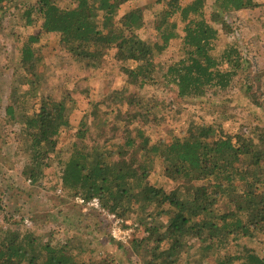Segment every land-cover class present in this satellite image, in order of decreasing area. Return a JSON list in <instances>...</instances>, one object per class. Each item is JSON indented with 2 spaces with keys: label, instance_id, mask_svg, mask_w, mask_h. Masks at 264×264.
Here are the masks:
<instances>
[{
  "label": "trees",
  "instance_id": "trees-1",
  "mask_svg": "<svg viewBox=\"0 0 264 264\" xmlns=\"http://www.w3.org/2000/svg\"><path fill=\"white\" fill-rule=\"evenodd\" d=\"M4 1L7 0H0V7ZM71 1L74 7L69 9L59 7L56 0H33L25 5V24L35 22L32 15L39 17L40 31L59 33L74 62L83 67L98 68L102 58L114 48L117 60L133 63L131 68L124 69L129 85L142 88L155 82L158 69L153 59L157 43L141 47L135 39L136 28L144 17L143 7L120 14L121 6L128 0ZM165 4L167 8L160 10L155 26L161 48L176 37L177 17L182 24L183 52L180 59L165 70L160 69L165 85L176 87L182 99L201 97L210 87L227 88L244 65L243 57L228 42L219 53L214 52L221 34L205 18V0H191L185 5L180 0H167ZM259 6L256 0H214L213 20L222 26V34L229 35L231 25L225 14ZM38 42V34L29 35L21 48L22 65L31 76L36 75L40 62L34 47ZM16 76L22 78L12 86L18 96L9 98L5 111L9 119L19 120L22 126L29 159L24 174L37 184L51 165V154H55L57 161L63 160L59 155L64 148H57V137L69 126L68 112L78 100L75 91H71L59 101L40 99L26 112L17 104L19 97L28 94L21 87L31 81L20 72ZM85 98L93 105L90 116L96 118L100 114L98 104L88 91ZM145 118L147 115L140 112L119 119L121 125L112 130L123 126L126 139L115 151H108L104 143L72 144L66 152L68 159L59 162L63 164L61 182L66 191L85 199L97 197L118 217L130 214H137L139 219L147 217L150 222L145 225L148 234L143 243L147 248L154 244L147 249L148 253L167 243L168 255L175 256L188 252L192 247L189 241L196 239L202 260L214 256L216 264H232L237 260L241 264H264V257L246 247L236 255L226 253L233 242L264 233V137L250 136L254 131L225 133L220 122L210 125L191 122L185 135L170 142L153 143L144 138L142 129L132 135L128 128L135 120ZM106 119L107 116L101 115L102 122L93 126V130L83 121L85 129H78L77 136L82 139L86 133H98ZM139 138L142 140L137 142ZM115 155L117 159L113 160ZM157 158L163 175L174 183L170 190L149 180ZM1 206L0 202V210ZM162 217L168 221L160 233L158 223ZM75 252L80 254L84 250H78L74 243H42L29 230L21 234L15 228L0 229V264H93L86 260L78 263ZM153 263L168 264V261Z\"/></svg>",
  "mask_w": 264,
  "mask_h": 264
},
{
  "label": "rangeland",
  "instance_id": "rangeland-1",
  "mask_svg": "<svg viewBox=\"0 0 264 264\" xmlns=\"http://www.w3.org/2000/svg\"><path fill=\"white\" fill-rule=\"evenodd\" d=\"M32 1L7 0L0 7V229L15 228L21 234L29 230L42 243H74L78 250H84L80 254L75 252L78 263L86 260V263L93 264L100 261L104 264H154L155 261L167 260L168 264H216L214 256L200 259V243L196 239L189 241L192 247L188 252L175 256L168 255L167 243L148 253L147 249L150 250L154 244L150 243L147 248L143 240L148 234L145 225L150 220L145 216L139 219L137 214L119 217L121 230L127 234L123 236L124 240L114 239L108 232L110 222L96 210L80 206L77 199L82 196H74L63 187V164L59 162L68 159L66 152L74 143H104L108 151L117 150V145L126 139V131L123 126L115 131L112 127L121 125L119 119L128 113L143 112L147 115L145 119L135 120L128 128L132 135L137 129H142L146 135L144 138L153 143L170 142L185 135L191 122L199 125L220 122L225 133L248 134L254 131L250 136L264 137V0H256L260 4L257 8L225 14L231 25L232 33L229 35L222 34V26L213 20L214 0H205V18L221 34L214 52L219 53L228 42L239 50L244 65L227 88H207L205 94L196 99L180 98L176 87L165 85L160 76V69L165 70L171 62L183 56L182 24L177 17L174 18L178 24L177 35L167 47L161 48L159 33L155 29L157 15L163 7L167 8V0H128L120 9V14H123L143 7L144 17L136 28L135 39L141 47L157 43L153 59L158 69L154 75L155 82L142 88L127 83L124 69L131 68L133 63L117 60L114 48L102 58L98 68L83 67L74 62L59 33L40 31L42 20L39 17L32 15L35 22L27 26L23 13L25 5ZM190 1L180 0V3L185 5ZM56 2L61 8L74 7L71 0ZM35 34L39 35V42L34 47L40 62L36 75L31 76L22 65L21 48L27 37ZM19 72L31 81L21 87L28 94L19 97L17 104L26 112H30L33 103L40 99L59 101L71 91H75L78 100L76 107L68 112L69 126L62 129L57 137V148H64L63 154L59 155L63 160L57 161L55 154H51V165L44 170L45 176L37 184L31 183L24 174L29 159L21 134L22 126L19 120L9 119L5 111L9 98L17 95L12 86L22 81L21 76H16ZM86 91L98 104L100 114L96 118L89 114L93 105L87 102ZM101 115L107 116V123L102 124L98 133L89 132L80 139L76 132L85 129L82 122L85 121L93 130V126L102 122ZM112 159L116 160V155ZM155 160L150 182L172 189L174 183L163 175L161 161ZM167 221V217L159 220L160 233ZM233 243L226 253L236 255L246 247L264 257V233ZM232 264H241V261Z\"/></svg>",
  "mask_w": 264,
  "mask_h": 264
},
{
  "label": "built area",
  "instance_id": "built-area-1",
  "mask_svg": "<svg viewBox=\"0 0 264 264\" xmlns=\"http://www.w3.org/2000/svg\"><path fill=\"white\" fill-rule=\"evenodd\" d=\"M77 201L80 206L86 209L96 210L100 216L104 217L110 222L109 232L114 239L124 240L125 237L123 236H125L127 232L121 230V218L105 208L97 197H92L90 199L79 197Z\"/></svg>",
  "mask_w": 264,
  "mask_h": 264
},
{
  "label": "crops",
  "instance_id": "crops-1",
  "mask_svg": "<svg viewBox=\"0 0 264 264\" xmlns=\"http://www.w3.org/2000/svg\"><path fill=\"white\" fill-rule=\"evenodd\" d=\"M238 13H240V12H238Z\"/></svg>",
  "mask_w": 264,
  "mask_h": 264
}]
</instances>
